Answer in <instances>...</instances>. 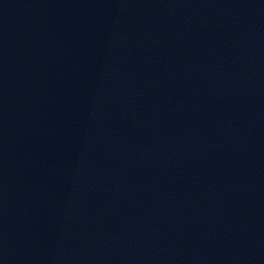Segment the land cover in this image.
<instances>
[{"label": "water", "instance_id": "1", "mask_svg": "<svg viewBox=\"0 0 264 264\" xmlns=\"http://www.w3.org/2000/svg\"><path fill=\"white\" fill-rule=\"evenodd\" d=\"M264 208V0H53Z\"/></svg>", "mask_w": 264, "mask_h": 264}]
</instances>
